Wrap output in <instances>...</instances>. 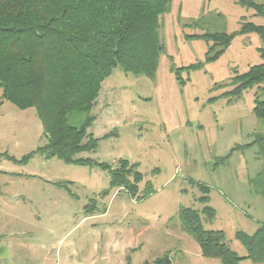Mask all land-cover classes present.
<instances>
[{"label": "rangeland", "instance_id": "374dc122", "mask_svg": "<svg viewBox=\"0 0 264 264\" xmlns=\"http://www.w3.org/2000/svg\"><path fill=\"white\" fill-rule=\"evenodd\" d=\"M191 19H199V26H182ZM242 21L264 25V16L238 0H172L170 12L161 17L164 51L154 78L115 67L91 110L68 115L75 126L87 115L95 117L87 132L98 138V145L76 158L111 168L119 160L137 163L143 179L134 197L110 186L108 168L32 153L46 142L34 108L20 109L2 99L0 185L6 187L0 192L6 195L1 204L8 202L11 190L29 198L16 199V213L26 214L10 225L17 237L33 244L46 241L51 247L47 264H154L164 254L170 264H223L202 256L183 229L178 209L191 207L205 229L222 230L224 243L245 256L235 233L252 234L264 221V196L250 182L264 165V153L252 144L256 133H264V119L252 112L255 87L238 97L221 94L232 88L234 71L264 62L258 52L264 44L254 32L236 33L223 52L206 61V42L185 37L205 30L234 33ZM190 64L198 67L181 69ZM198 183L207 186L206 203L198 200L203 194ZM41 185L50 187L57 202L52 215L38 220L34 190ZM205 204L213 217L202 212ZM11 259L25 260L17 251ZM27 262L35 264V257ZM239 264L264 261L244 258Z\"/></svg>", "mask_w": 264, "mask_h": 264}, {"label": "trees", "instance_id": "16d2710c", "mask_svg": "<svg viewBox=\"0 0 264 264\" xmlns=\"http://www.w3.org/2000/svg\"><path fill=\"white\" fill-rule=\"evenodd\" d=\"M171 1L0 0V103L4 99L20 109L34 108L46 142L32 153L108 168L111 187H123L132 197L137 195L138 183L143 179L137 163L119 160L111 168L89 158L75 157L97 147L98 138L87 132L95 117L87 115L75 126L69 123L68 115L91 110L102 82L115 67L124 73L154 78L164 51L159 34L161 17L170 11ZM238 1L252 8L255 15L264 16V0ZM198 23L199 19H191L182 26L193 28ZM252 32L264 44V25L251 21H242L234 33L205 30L185 37L203 39L207 44L205 60L209 61L225 50L236 33ZM258 52L264 59V45L258 47ZM196 67L197 64H190L181 69ZM234 73L232 88L221 95L238 97L243 90L255 87L252 112L264 119V62ZM175 74H179V69H175ZM254 137L252 144L264 153V133ZM250 182L264 196V165ZM198 184L203 193L198 200L206 203L207 186ZM146 186L145 193H151V185ZM202 212L210 218L214 215L207 204ZM178 216L202 256L217 257L223 264H239L244 258L264 261V221L252 234L235 233L247 251L245 256H239L224 243L222 230L202 226L197 210L179 207ZM154 264H170L168 255L157 258Z\"/></svg>", "mask_w": 264, "mask_h": 264}, {"label": "crops", "instance_id": "0c3cea01", "mask_svg": "<svg viewBox=\"0 0 264 264\" xmlns=\"http://www.w3.org/2000/svg\"><path fill=\"white\" fill-rule=\"evenodd\" d=\"M171 10V9H170ZM170 12V11H169ZM0 187L5 188V185H0ZM35 191V201L37 207V213L34 215L38 220L41 219V216L44 214L52 215L54 212L53 208L56 205V199L51 196V189L48 185L37 186ZM9 200L7 203L1 204L2 196L6 195L0 192V240L5 238L4 233L8 239H6L2 244H0V264H28L27 261L31 260V257H35V264H47L50 261L51 257V247L47 244L46 241L41 242L40 244H33L27 240H23L17 237L15 234V228H10L12 224H19L22 222V217L24 211H21L22 217L16 213L14 209L17 205V198L22 197V200L29 199L27 195L21 194L16 190H11V194L8 193ZM54 198V199H53ZM23 200V202H25ZM31 200V199H30ZM32 202V201H31ZM30 201H27V204ZM15 205L11 209L9 206ZM25 206V204L23 205ZM27 206V205H26ZM8 207V209H6ZM52 207V208H51ZM6 210V212L4 211ZM49 235L51 234V229L48 228ZM12 238V239H10ZM23 240L22 242H20ZM17 251V255L23 256L25 260H14L11 259L12 253ZM19 252V253H18ZM81 261H78L76 264H82Z\"/></svg>", "mask_w": 264, "mask_h": 264}]
</instances>
